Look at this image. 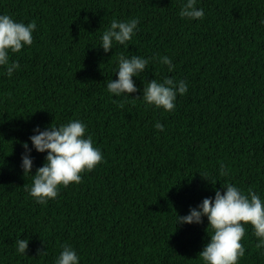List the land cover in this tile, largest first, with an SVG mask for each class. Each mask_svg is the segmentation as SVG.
<instances>
[{"label": "trees", "instance_id": "trees-1", "mask_svg": "<svg viewBox=\"0 0 264 264\" xmlns=\"http://www.w3.org/2000/svg\"><path fill=\"white\" fill-rule=\"evenodd\" d=\"M180 6L0 0V14L37 25L32 45L10 55L20 68L11 77L0 68V264H52L65 243L80 264H200L207 220L175 228L176 213L186 215L225 182L264 197V0H197L204 17L193 21L179 17ZM133 17L132 40L104 53L99 39L111 20ZM120 54L172 59V72L150 60L129 97L142 95L144 81L184 80L174 111L107 92ZM72 119L86 124L103 162L38 204L23 187L31 177L19 167L21 142L31 147L34 127ZM45 155L31 152L32 174ZM221 163L227 176L218 173ZM245 227L238 264H264ZM17 238H28L23 256Z\"/></svg>", "mask_w": 264, "mask_h": 264}, {"label": "clouds", "instance_id": "clouds-1", "mask_svg": "<svg viewBox=\"0 0 264 264\" xmlns=\"http://www.w3.org/2000/svg\"><path fill=\"white\" fill-rule=\"evenodd\" d=\"M179 17L193 21L204 17V9L197 7V0H181ZM139 23L138 18L128 20H111L109 26L101 33L98 46L104 53L113 49L114 45H127L132 40ZM259 23L264 26V18ZM36 21L27 23L15 20L9 14H0V68L3 75L11 77L20 68L17 60H11L10 55L19 53L23 48L33 43V32ZM150 60L172 72L175 65L167 56L141 57L138 55H123L116 57L112 68L116 79H109L105 87L114 97L130 98V93L140 91L133 77H139L145 71ZM112 76V75H111ZM188 90L184 80H174L165 77L163 80L152 79L143 82L140 99L145 108L162 109L172 112L176 108L177 96H183ZM158 132L164 131V125L159 121L153 124ZM87 126L80 119H72L58 125L50 124L41 129L33 128V135L27 141L21 142L23 149L20 155L19 167L23 177L30 176L31 183L24 184V190L38 204L44 205L55 199L60 187L70 183L81 182V173L90 172L103 162L101 149L94 146L93 138L86 134ZM46 153L43 163L32 174L33 157L31 152ZM220 176H227L226 166L221 163L218 168ZM205 178L207 172L199 174ZM176 213V212H175ZM207 220V243L198 253L200 264H238L245 255V247L241 243L246 227L251 228L252 235L257 238L256 248L264 255V197L252 188L246 191L234 183L225 182L220 189L214 191V196L203 198L195 207H190L186 215L175 217V228L178 225L197 224ZM15 252L25 255L28 238H17L14 241ZM47 255L46 251L38 252ZM81 257L70 244H62L52 264H80Z\"/></svg>", "mask_w": 264, "mask_h": 264}]
</instances>
